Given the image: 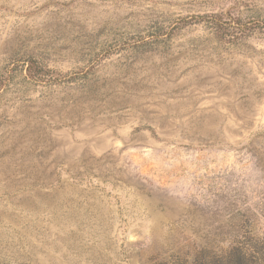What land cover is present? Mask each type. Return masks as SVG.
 Here are the masks:
<instances>
[{
  "label": "rangeland",
  "instance_id": "obj_1",
  "mask_svg": "<svg viewBox=\"0 0 264 264\" xmlns=\"http://www.w3.org/2000/svg\"><path fill=\"white\" fill-rule=\"evenodd\" d=\"M0 264H264V0H0Z\"/></svg>",
  "mask_w": 264,
  "mask_h": 264
}]
</instances>
